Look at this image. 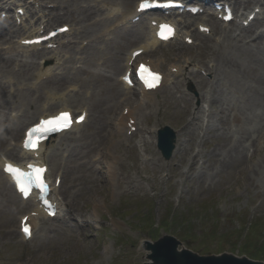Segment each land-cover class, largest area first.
<instances>
[{
  "label": "rangeland",
  "instance_id": "374dc122",
  "mask_svg": "<svg viewBox=\"0 0 264 264\" xmlns=\"http://www.w3.org/2000/svg\"><path fill=\"white\" fill-rule=\"evenodd\" d=\"M5 1L0 2L3 47L22 34V26L12 18L15 6L5 5ZM36 1V5L31 0L20 2L27 13V27L41 16L52 27L68 24L77 30L71 36L75 42L68 45L64 75L43 78L36 89L31 83L45 51L0 54V128H14V137L0 133L4 139L0 157L11 161L19 157L11 149L24 127L38 117L45 89L61 93L76 86L73 92L77 99L69 97V106L86 107L89 117L78 133L61 137L48 148L50 173L62 172L57 195L64 208L55 219L39 220L28 241H22L18 233V220L31 206L19 201L0 173V264H147L142 242L165 234L200 256L227 253L239 257L243 247L245 252L255 250V246H248V238L241 240L239 236L250 223L261 221L259 227L250 228L248 236L255 234L252 239L256 245L264 237V142H257H261L264 130L256 123L259 112L252 80L224 72L219 63L220 57L235 55L229 39L222 37L225 25L214 17L183 18L191 23L190 34L199 22L208 25L211 32L206 38H192V45L180 38L144 55L143 60L158 63L163 72L184 60L190 63L141 102L137 91L121 95L115 87L124 57L137 47V40L121 42L126 29H115L109 41L91 40L111 27L116 18L107 20L106 11L93 5L119 7L121 0ZM233 1L239 12L254 5L264 7V0ZM247 1L252 2L250 8L245 7ZM214 20L216 31L211 25ZM262 22L252 21L251 31L245 35L252 33L254 37L257 29H263ZM12 25L18 33L7 37L6 30ZM226 28L236 30L234 23ZM139 29L145 30V25L140 24ZM82 40L88 43L79 45ZM260 52L264 53V48ZM245 59L240 62L247 65ZM258 59L264 64V55ZM25 62H29L27 69ZM260 73L264 75L263 70ZM8 78L13 81L11 86L6 84ZM189 83L196 94L189 90ZM95 100L100 102L99 113L91 111L90 103ZM213 100L217 104L207 108ZM126 106L134 108L137 128L129 136L115 128V120ZM204 107L208 112H202ZM57 109L54 105L49 113ZM165 125L177 132L178 140L169 161H164L155 147V131ZM251 125L255 126L257 151H246L239 166L223 167L220 162L227 159L228 150ZM170 211H176L178 218H191L189 227L195 236H189L194 237L184 241L183 226L160 230ZM259 256L253 259L264 262V254Z\"/></svg>",
  "mask_w": 264,
  "mask_h": 264
},
{
  "label": "bare ground",
  "instance_id": "6f19581e",
  "mask_svg": "<svg viewBox=\"0 0 264 264\" xmlns=\"http://www.w3.org/2000/svg\"><path fill=\"white\" fill-rule=\"evenodd\" d=\"M7 1H8V4L11 5V4H15L18 0H7ZM133 1L134 0H121L120 4H119L120 8L118 7L117 10H115L116 14H118L121 11L120 15L118 16L119 17L118 22L120 25H124L123 28H126V29L127 28H133V27L137 26L142 20L146 19V18H144V14L142 16L140 15V19H139L140 22L133 24L131 19H133L136 16L135 14H136V7H137V4H136L135 9L131 10V6L133 4ZM33 3L36 4V2L34 0H33ZM251 3L252 2L247 1V3H245V7L250 8ZM256 3H258V2H256ZM233 6H234V8L238 9V7L234 1H233ZM18 8L22 9L24 11L23 8H21V7H18ZM110 8H111L110 6L104 7V5H103V7H101V9L106 10L107 19L110 18L112 12L114 11V10L110 11ZM256 8H258V11H257L258 13H256L255 19H259L260 16H262L264 14V7L262 5H255L254 8H252V10L245 15L244 19H241L242 14L236 15L235 16L236 20L239 18L240 22L246 21L248 16L253 11H255ZM243 10H245V9H243ZM222 15H223V13H222ZM215 16L217 17V14H215ZM24 17H25V15L20 18V22H22L21 20H23ZM146 20H147L146 31H144V30H137V31L131 30V31L127 32L125 34V36H123L121 42L128 41L129 39H134V40L136 39L137 42L139 41L138 42L139 47L144 52H146L148 50H152V48H154L156 45L163 44V43H159L154 38L155 28H152V26L150 25L151 21H157V20L153 19V18L146 19ZM166 20L175 22V24H176L177 33H176V36L174 38L175 40L178 38V36L180 34L183 35V39L189 37V35L187 33L188 29H189V27H188L189 23H187L186 21H176V19H175V21L172 19H166ZM236 20H235V27H236V30L238 31L237 34H234L233 31H231V30H227V31L224 30L222 32V37L229 39V46L231 48L235 49V55H233V57L232 56L231 57H220L219 63L221 64V67H222L224 72H231V73H234L235 75H237L243 79L247 80L248 78H250L252 80V82L254 84V86L252 87V90H253V95L255 98V105H256V108L259 112L257 114L258 120L257 119H255V120H257L256 123H258V122L260 123L261 129L264 130V75L260 73L261 70L264 71V64L262 63V61L260 59H258V56H260L261 54L264 55L262 52H260V50H261L260 48L264 47V43L262 42L261 37H260V36L264 35V30L261 33L262 35L260 34L259 37L254 39V40H256L254 42V45H251L250 43L243 44L244 40L249 36L243 34L246 32V30L243 28L242 25H238ZM213 23L216 25L215 22H213ZM37 24L38 25L33 26V27L30 26L29 28H26L24 26V28H23L24 31L22 33L23 37L19 38L17 42H13V43L7 45L6 48H2V46H0V53L5 54L8 52H15V51H18V52L20 51V52L24 53V52L28 51L29 48L35 49V46H32V47L24 46L21 44V42L25 41V40L33 39L37 36H40L41 35L40 32L42 30L47 29L46 31H49L51 29L50 28L51 26L49 24H44L42 21L38 22ZM199 26H205V25H203V24H197L196 25L197 31L194 34L195 37L200 36L199 31H198ZM11 27H13V26H11ZM107 31H108V27H106L105 29H103L100 32L101 36H105L107 34ZM17 33H18L17 31H12V28L7 29V34H8L7 37H9L10 35H15ZM67 35H69V34H63L62 37H66ZM3 37H4V35L0 34V41H3V39L5 38V37L4 38ZM174 39H172V40H174ZM172 40L168 41L167 43H171ZM54 44H56V48L46 52V55L42 58L43 63L40 62V64H38V68H37V72H36V76L38 78H41V77L47 78L53 74H56V73L58 74V72H61L65 68L64 62H62V59L66 56L67 51H66L65 47L63 48L62 42H60V40L54 42ZM133 51L134 50L131 49L126 54V57L124 58V62H126V63L123 66V71H126L128 69L129 61H131V53ZM252 51H254L255 53H253ZM202 52L203 53L206 52V49H203ZM256 57H257V59H256ZM244 58H246L245 62H247L249 64V66H248V64L245 65V64H243V62H240V59H244ZM257 60H259V62ZM140 61L141 60L139 57L136 58V60H135L136 63L140 62ZM24 65L27 69L29 62H25ZM118 65H119V61L114 66L115 70L118 69ZM149 65L152 68L157 70L158 66L155 63L150 62ZM172 68L176 69V74H172L171 72L167 73L165 75V77L163 78L161 85L166 83L168 80H170V78L172 76H177L178 74H180L181 69H182V67H176V66H172L170 69H172ZM84 74H87V73L85 72ZM7 82L9 83L10 80L7 79ZM115 87L117 88L118 92H120L121 94L127 95L131 91L130 88H128L124 83H122L121 78L120 79L118 78L116 80ZM155 93H156V90L150 91V92L142 91L140 93V95L142 96L141 100L142 101L148 100V98L150 96H153ZM43 95H45L46 104L51 103L52 101H56L57 106L59 108H61L60 109L61 111H62V109L65 110L68 107V105L72 104L68 101L69 97H72L75 100L77 99V96L73 93L68 94L67 97L64 98L63 93H58L56 90H52V89L51 90H48V89L43 90ZM212 104H214V105L217 104L216 100L215 101L213 100L212 102L209 103V105H212ZM3 105H5V103H2V106ZM90 105H91L92 113H99L98 110L100 108V102L98 100L93 101L92 103H90ZM31 107H33V105H31ZM51 108L52 107L45 108V105L41 106L39 115L41 117L42 116L43 117L51 116L52 114H50V113L46 114L49 111V109H51ZM80 108H82V106L81 107H75L74 109H80ZM199 111L201 112V110H199ZM0 115L2 116V113H0ZM132 116H133V110L129 109L125 116H121L119 118V125H121V127L127 128V122L130 119H132ZM4 125L5 124H3V126ZM249 127L250 128L248 129V131L249 130L250 131L244 132L243 133L244 135L243 136L241 135L239 140L236 141L237 143L235 142V146H233L232 148H230L228 150L227 157H226L227 159H224L223 161L220 162V164L223 167L230 169L234 166H239L241 164V162L243 161V155H245L246 151H249L250 149L252 151L251 153H254L257 151V146L253 142V140H254L253 135H255L254 134L255 126L251 125ZM78 128H79L78 126H73V128H71V130H76ZM0 130H2V134L4 133V136L8 135V136L14 137V135H13L14 134L13 133L14 128L13 129H6V128L1 127ZM0 133H1V131H0ZM65 133L57 135L55 138L50 140L48 143L57 141L59 139V137L63 136ZM3 141H4V139L0 137V143ZM48 143H45V144L43 143L40 145L39 150L37 151V157H34L33 153L23 151L21 148V141H18L15 144V149H13V150H16L17 153L20 155L21 162H28V160H33L37 163L44 164L46 161V159H45V153H46L45 147L47 146ZM5 162H6V160H2L0 157V170H1V172H2L3 164ZM1 176H2V179H3L4 183L6 184V186L7 187L12 186L14 189V185L12 184L10 177L5 175L3 172L1 173ZM52 184L54 185V180H53ZM52 196L57 203L58 212H61L62 209L64 208V205L62 204V202L60 201V199L57 196V189L55 188V186H53V189H52ZM26 201H29L32 204L31 212L28 215L30 217L29 223L31 224L32 230H33L38 225V223H37L38 217H40V216L46 217V215L42 211L38 210L37 203H36L34 198L29 197ZM32 212L36 213V215L32 216L31 215ZM19 234L22 237V239H24V237L21 235L20 231H19Z\"/></svg>",
  "mask_w": 264,
  "mask_h": 264
},
{
  "label": "water",
  "instance_id": "95a60500",
  "mask_svg": "<svg viewBox=\"0 0 264 264\" xmlns=\"http://www.w3.org/2000/svg\"><path fill=\"white\" fill-rule=\"evenodd\" d=\"M158 148L165 159H169L174 149V136L165 128L159 131ZM179 242L171 237L165 236L157 242L146 243L145 249L150 251L147 256L151 264H262L252 262L246 258H236L231 255L199 257L189 251H177Z\"/></svg>",
  "mask_w": 264,
  "mask_h": 264
},
{
  "label": "snow or ice",
  "instance_id": "6c2138e0",
  "mask_svg": "<svg viewBox=\"0 0 264 264\" xmlns=\"http://www.w3.org/2000/svg\"><path fill=\"white\" fill-rule=\"evenodd\" d=\"M141 7H143V4H141ZM61 31H66V29H61ZM170 32H171V29L168 26H161V36L162 37L167 38L165 34L170 33ZM157 79H158V77H156V76L152 77L153 81H155ZM151 86H153V84L149 83V87H151ZM80 120H83V117H80ZM60 121H63L64 123L61 125ZM44 124H55L57 127H67L68 126V115L66 113L61 114V116L56 117L52 121L42 122L40 127H43ZM37 131H39V128H33L27 133L25 144H24L25 148H33L34 149L36 147L38 140L33 139V134L36 133ZM8 171L11 173H14L17 177H20L22 175L18 169L13 168L12 166H8ZM34 171H35V180H36L37 186L40 187V189L42 191L43 190V182L41 180V174L44 170L43 169H35ZM21 191H26V189L21 188ZM24 231L26 234L28 233L27 228H25Z\"/></svg>",
  "mask_w": 264,
  "mask_h": 264
},
{
  "label": "trees",
  "instance_id": "16d2710c",
  "mask_svg": "<svg viewBox=\"0 0 264 264\" xmlns=\"http://www.w3.org/2000/svg\"><path fill=\"white\" fill-rule=\"evenodd\" d=\"M186 221H187V222H189L188 220H186ZM187 222H186V223H187ZM185 226L187 227V224H185ZM189 231H190V229H189V228H187V229L185 230V234H186V235H189V234L191 233V231H190V232H189ZM187 237H188V236H187ZM263 247H264V245H263ZM263 247H262V249H261V250H264V248H263Z\"/></svg>",
  "mask_w": 264,
  "mask_h": 264
}]
</instances>
